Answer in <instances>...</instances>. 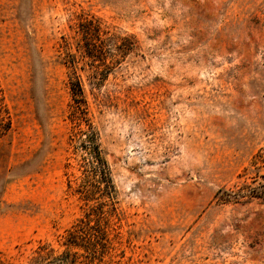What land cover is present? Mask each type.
I'll return each instance as SVG.
<instances>
[{"label": "rangeland", "instance_id": "obj_1", "mask_svg": "<svg viewBox=\"0 0 264 264\" xmlns=\"http://www.w3.org/2000/svg\"><path fill=\"white\" fill-rule=\"evenodd\" d=\"M74 75L111 200L72 189ZM0 99V264H264V198L221 199L264 174V0H0Z\"/></svg>", "mask_w": 264, "mask_h": 264}, {"label": "trees", "instance_id": "obj_2", "mask_svg": "<svg viewBox=\"0 0 264 264\" xmlns=\"http://www.w3.org/2000/svg\"><path fill=\"white\" fill-rule=\"evenodd\" d=\"M90 49L100 53L99 47L95 44L90 43ZM69 84L74 106H72L69 117L71 127L68 142L77 170L81 175L75 178L76 185L72 188L69 182L68 188H72L74 193L85 200H97L103 197L111 200L115 190L110 166L103 153L99 133L87 116L82 85L75 75L70 78ZM7 117L2 114L0 102V137L10 129V121L6 119ZM221 197L222 200H237L244 197L264 198V174L259 175V180L253 178L251 183H243L235 191H222ZM68 233L71 239H75L72 230Z\"/></svg>", "mask_w": 264, "mask_h": 264}]
</instances>
